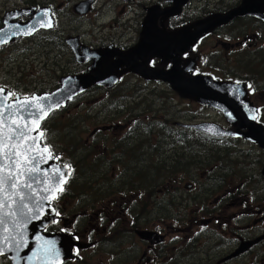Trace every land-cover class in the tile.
<instances>
[{"label": "flooded vegetation", "instance_id": "1", "mask_svg": "<svg viewBox=\"0 0 264 264\" xmlns=\"http://www.w3.org/2000/svg\"><path fill=\"white\" fill-rule=\"evenodd\" d=\"M3 4L0 30L8 14L31 9L13 22L45 9L54 27L1 48L0 75L20 43L26 62L69 55L79 71L63 77L89 73L95 61L85 52L106 54L114 68L123 60L117 83L94 86L58 112L89 103V116L107 121L90 120L85 163L49 139L58 113L41 125L43 144L71 171L53 214L40 219L42 264L48 247L60 264H264V0ZM172 70L185 74L183 91L179 77L144 75ZM75 166H89L87 183ZM11 257L0 264H26Z\"/></svg>", "mask_w": 264, "mask_h": 264}, {"label": "water", "instance_id": "2", "mask_svg": "<svg viewBox=\"0 0 264 264\" xmlns=\"http://www.w3.org/2000/svg\"><path fill=\"white\" fill-rule=\"evenodd\" d=\"M31 10L32 13L23 10L6 16L5 27L0 30V49L32 37L40 30L53 29V20L46 15L45 9L36 12L28 23L13 22L20 16L32 15L35 10ZM48 21L52 27L41 26ZM68 43L76 52V41L70 40ZM105 55L85 52V59L95 61L89 73L63 77L61 88L52 93L21 98L13 96L4 88L0 89V258L11 257L13 254L11 258H15L16 262L26 260V264H42L44 256L41 251L40 219L45 214H53L50 205L64 191L71 171L69 167L58 164L43 144L41 125L54 112L65 108L75 97L92 87L113 86L117 83L121 75L118 67L123 60L114 68ZM77 60L81 62L78 57ZM140 70L139 67L131 69L135 73ZM151 74L153 79L167 82H171L173 77H179L175 81L183 91L185 74L180 70L177 73L173 70L167 73L148 71L144 75L148 78ZM198 128L204 130V127ZM204 131L214 136L220 135L210 130ZM29 245L34 248L29 250ZM48 249L50 262L47 264L62 263V259L53 263L51 248Z\"/></svg>", "mask_w": 264, "mask_h": 264}, {"label": "rangeland", "instance_id": "3", "mask_svg": "<svg viewBox=\"0 0 264 264\" xmlns=\"http://www.w3.org/2000/svg\"><path fill=\"white\" fill-rule=\"evenodd\" d=\"M107 1V0H100ZM4 0H0V7L4 6ZM18 4V3H17ZM12 4H9L11 6ZM14 5V4H13ZM18 6V5H16ZM69 31H73L72 25L68 26ZM66 28V29H68ZM26 44L20 43L17 47L12 49L14 51L11 54V51L5 56L10 55L11 61H8L9 71L2 73L0 75V84L4 83L6 88L14 89L16 93L20 94L23 97H30L34 94H43L46 93L45 89H57L58 84L60 83V78L63 77V73L71 72V71H79L78 66L72 63L70 56L65 55L60 60H58V64L50 62L45 65L44 55L41 57V61L38 59L37 62L24 60L22 58L23 55H28L30 53L25 52ZM38 52V48L35 49ZM34 52V51H33ZM33 52L31 54L33 55ZM34 56V55H33ZM6 59V58H5ZM5 62V60H0V64ZM48 68V69H47ZM85 99H89L86 97ZM70 113L66 111L70 110ZM90 104H82L79 107L71 106L65 111L58 113L53 119L54 121L49 123V126L52 129V136L49 134V139H52L53 142L58 144L61 148L70 149L66 150V155L75 162L78 158L79 160H84L85 162L89 158L88 154V140H89V132L91 121L94 120L96 124H103L107 121L100 119H93L90 115L91 111ZM61 115V116H60ZM63 138V139H62ZM77 157V160L75 159ZM82 161V163H84ZM81 163V162H80ZM89 168V166H88ZM119 173V170L116 172V175ZM89 175V174H88ZM168 176L163 178V175L160 174L159 179H167ZM178 180L179 178L176 177ZM166 190V186L162 187Z\"/></svg>", "mask_w": 264, "mask_h": 264}, {"label": "trees", "instance_id": "4", "mask_svg": "<svg viewBox=\"0 0 264 264\" xmlns=\"http://www.w3.org/2000/svg\"><path fill=\"white\" fill-rule=\"evenodd\" d=\"M48 89V91L47 92H49V90L51 89V88H47ZM47 89H45V90H47ZM52 90V89H51ZM50 90V91H51ZM68 150H70V149H68ZM75 159L77 160V157L75 156ZM72 160V159H71ZM77 161H80L81 163H82V161H84L83 159L82 160H79V158H78V160ZM75 162V161H74ZM84 163H85V161H84ZM75 169H77L78 170V173L80 174V177H82V178H84L85 180L86 179H88V174H89V168H88V166H75ZM159 173L161 174V175H163V178L164 177H166V176H168V171L167 170H163V169H161L160 171H159ZM78 178H79V176H78ZM84 180V181H85ZM84 183H87V180L84 182ZM83 187V186H82ZM87 187V185L86 186H84V188H86Z\"/></svg>", "mask_w": 264, "mask_h": 264}, {"label": "snow or ice", "instance_id": "5", "mask_svg": "<svg viewBox=\"0 0 264 264\" xmlns=\"http://www.w3.org/2000/svg\"><path fill=\"white\" fill-rule=\"evenodd\" d=\"M41 26L52 27V24H51L50 21H48L45 24H42ZM37 107L39 108L40 106L37 105ZM44 114L46 115L47 113H44ZM21 135L23 136V133L22 132H21ZM45 151H47V149H45Z\"/></svg>", "mask_w": 264, "mask_h": 264}]
</instances>
